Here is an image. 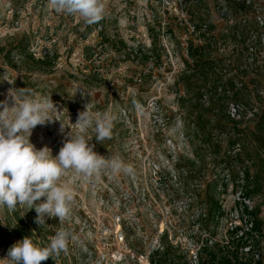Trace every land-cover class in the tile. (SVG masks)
<instances>
[{
    "label": "rangeland",
    "instance_id": "374dc122",
    "mask_svg": "<svg viewBox=\"0 0 264 264\" xmlns=\"http://www.w3.org/2000/svg\"><path fill=\"white\" fill-rule=\"evenodd\" d=\"M104 2V18L85 27L78 16L55 13L49 0H0V102L13 106L10 90L20 97L23 89L35 97L50 95L60 111L52 113L58 120L33 129L30 142L37 149L47 146L56 156L70 138L67 134H78L74 124L89 103L92 113L111 109L116 117L111 139L97 142L88 129L83 134L91 137L89 144L98 154L119 157L134 169L131 175L113 176L105 168L91 178L69 170L62 180L74 189L75 202L71 220L63 225L57 218L39 226L34 209L18 207L22 222L17 228L7 208L0 209V258L20 240L19 232L45 247L61 227L77 234L80 242H70L67 253L41 264H141V256L150 264H217L229 245L232 251L239 248V254L247 252L231 240V231L240 225L251 232L239 213L247 204L256 208L264 232V180L250 200L235 189L225 168L238 150L230 148L227 115L233 118L230 106L239 105L248 122L258 94L264 97V39L242 52L248 45L246 30L262 29L257 16L264 20V0H253L252 8L234 0ZM191 16L201 17L202 24ZM203 24L210 30L206 36H214L211 57L233 70L224 73V81L239 74L244 83L234 91L240 96L237 102L220 103V91L208 86L198 101L201 85L191 77L195 63L190 50L191 43L196 47L205 42ZM237 24L243 32L235 39L232 28ZM102 34L123 40L126 48L112 49ZM31 56L49 58L48 68L41 69ZM257 68H262L258 74ZM210 121L223 123L212 142L200 127ZM250 171L256 173L254 167ZM216 177L211 192L224 214L209 224L201 219L207 212L205 191ZM251 245L264 254V239L251 240Z\"/></svg>",
    "mask_w": 264,
    "mask_h": 264
},
{
    "label": "clouds",
    "instance_id": "9594fccd",
    "mask_svg": "<svg viewBox=\"0 0 264 264\" xmlns=\"http://www.w3.org/2000/svg\"><path fill=\"white\" fill-rule=\"evenodd\" d=\"M51 9L62 15L78 16L84 26L101 21L106 14L104 0H49ZM17 97L13 90L9 95L14 105L8 101L0 102V209L7 208L9 213L18 207L27 211L35 210V223L46 224L48 219H57L61 225L72 218L75 202L74 189L62 180L69 170L91 178L101 169H110L113 176L120 173L131 175L134 169L116 156H103L90 145L91 137L83 134L88 129L95 133L97 142L111 139L116 117L111 109L92 113L89 103L85 111L78 114L74 125L78 134H67L56 156L47 146L37 149L30 142L33 129L38 125L53 123L52 113L60 112L51 96L35 97L23 94ZM140 109L138 103L135 104ZM61 123V132L64 130ZM43 198V199H42ZM79 243V236L63 227L59 228L45 247L34 244L31 237L25 236L7 250L0 258L4 264H41L64 252L69 243Z\"/></svg>",
    "mask_w": 264,
    "mask_h": 264
},
{
    "label": "trees",
    "instance_id": "16d2710c",
    "mask_svg": "<svg viewBox=\"0 0 264 264\" xmlns=\"http://www.w3.org/2000/svg\"><path fill=\"white\" fill-rule=\"evenodd\" d=\"M192 19L195 22H198V24H202L201 17H192ZM194 26L195 29H197V24H194ZM240 27L241 24H237L232 28V36L235 39L237 37H241L243 27ZM211 28H213V26ZM246 31L248 36L244 38V42L245 44L248 42V45L247 48L242 50V52L249 51V48L253 44L255 47H257V44L261 45L262 41L261 32H258L257 27L256 29L249 27ZM200 36L204 37L205 42L201 46L196 47H194L191 43L192 48L190 50L191 58L195 63V68L191 71V77L197 82V84L201 85L198 86L200 96L198 101L203 99V92L208 89V86L209 89H213L216 93L220 91L219 94L217 93L218 96H221L219 99L220 103H224L225 101L226 103L237 102L240 96L234 91L239 88V83L241 86L244 85V83L239 80V74L235 76L233 75V77L230 78V81L226 83L224 81V73H233V70L229 67L230 71H227L224 68V63L211 57V53L208 50L214 46V36L207 37L206 34H202ZM102 41L103 43L107 42L109 47L116 51H122L126 48V44L123 40L115 38L111 39L109 37L106 38V36L103 35ZM31 59L34 63L40 65L41 69L48 68L49 58L44 57L35 60V58L31 56ZM226 66H228V64H226ZM261 71L262 68H257L256 74ZM201 81L203 83H201ZM258 93H260L259 90ZM257 98L256 112H254L253 117L249 119L248 122H245V116H240L236 119L227 115V118L229 119L228 127L231 130L229 131V134H227L230 136V148H232V150H238L233 153V160H229L225 163V168L231 172L230 178L233 180L232 183L235 186V189L240 188V196H242V199L244 200H250L253 195L260 193L262 190V181L264 180V97L259 96L258 94ZM209 105H211L213 109H216L217 107L212 105L211 100H209ZM212 123L213 122L210 121L208 125L205 123L200 124L201 131L206 135V137H208L209 142L215 140L214 130L217 131L219 126L223 125V123ZM232 150H229L230 153ZM251 167L256 169L255 174H251ZM225 168L223 170H225ZM218 181V177L213 179L211 183L207 185L205 191V205L207 207V212L204 214V218L201 219L209 224L220 220L224 214V210L222 209L219 200L211 192L213 191L211 188L214 186L216 187V182ZM239 213L240 219L249 223L252 230H250L251 232L249 233L244 232L242 231V227L238 225L232 229L230 237L231 240H234L238 245H241V249H247V252L239 254V248L235 251L230 250V241H228L227 245L229 246L225 248L224 256L220 259V263L217 264H264L262 250H253L254 246L251 245V240L258 242V240L260 241L264 239L263 229H259L258 227V215H256V208H250L247 204H243V206L240 207ZM11 214L13 215V219L16 221L17 228H20L22 222L20 212L16 210ZM254 231L256 234H254ZM16 236L20 240L23 239L26 236L25 231L19 232ZM204 248L212 249L213 246L205 245ZM156 253L160 255L162 251L157 250ZM256 254H259L260 256L258 259L256 258ZM247 255H250L251 258H248ZM151 264H155L154 260L151 261ZM208 264H214V260L212 263Z\"/></svg>",
    "mask_w": 264,
    "mask_h": 264
},
{
    "label": "built area",
    "instance_id": "2783aa9c",
    "mask_svg": "<svg viewBox=\"0 0 264 264\" xmlns=\"http://www.w3.org/2000/svg\"><path fill=\"white\" fill-rule=\"evenodd\" d=\"M235 2H237V3H242V5H244V6H248V7H253V5H254V2H253V0H234ZM260 11V9L259 8H257V13ZM257 21H258V23H257V25L259 26V27H261L262 29H261V36H262V39H264V20H263V18L261 17V16H257ZM193 31H194V33H196L197 32V29H195V26L193 25ZM201 32L203 33V34H207V32L208 33H210V30L208 29V26H207V24H203L202 26H201ZM201 34V33H200ZM239 105H234V104H231V106H230V111H229V113H230V115L233 117V118H236V119H238L239 117H240V113H239ZM254 114V113H253ZM253 114H251V118L253 117ZM264 256V254H263V252H262V257ZM260 256H259V254H256V258L258 259ZM264 258V257H263ZM140 262H141V264H150L149 263V261H148V259L147 258H145L144 256H141V258H140Z\"/></svg>",
    "mask_w": 264,
    "mask_h": 264
}]
</instances>
